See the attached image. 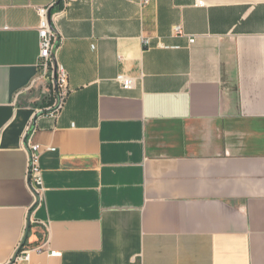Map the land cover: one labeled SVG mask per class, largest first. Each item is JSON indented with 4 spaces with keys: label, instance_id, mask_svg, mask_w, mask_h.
I'll return each mask as SVG.
<instances>
[{
    "label": "crops",
    "instance_id": "obj_1",
    "mask_svg": "<svg viewBox=\"0 0 264 264\" xmlns=\"http://www.w3.org/2000/svg\"><path fill=\"white\" fill-rule=\"evenodd\" d=\"M51 2L0 0V264H264V0H60L56 118L39 68Z\"/></svg>",
    "mask_w": 264,
    "mask_h": 264
},
{
    "label": "built area",
    "instance_id": "obj_2",
    "mask_svg": "<svg viewBox=\"0 0 264 264\" xmlns=\"http://www.w3.org/2000/svg\"><path fill=\"white\" fill-rule=\"evenodd\" d=\"M60 0H53L48 6H41L38 8L40 15V24L38 27L39 41H40V55H39V68L41 69V76L48 79L52 83L57 92L56 101L50 106V115L56 118L65 104L66 98L69 93L68 73L65 68L58 64L56 58V50L59 45V35L54 29L51 21V9L59 3ZM150 0H143L142 4L146 5ZM174 32L176 35L184 34L182 26H175ZM195 37L190 38V42L194 43ZM143 44L148 45L149 40L144 39ZM116 80L121 84L124 89H133L137 80L134 77L126 74H119ZM37 80L33 82L36 83ZM32 84V85H33ZM34 122L33 120L24 134V142L29 152L28 158V175L33 186L35 195V202L42 199L45 191L42 167H41V144L34 141ZM38 251H43L42 248H37ZM32 248L24 242L19 246L15 259L30 258ZM51 255L59 254L58 251L51 250Z\"/></svg>",
    "mask_w": 264,
    "mask_h": 264
},
{
    "label": "rangeland",
    "instance_id": "obj_3",
    "mask_svg": "<svg viewBox=\"0 0 264 264\" xmlns=\"http://www.w3.org/2000/svg\"><path fill=\"white\" fill-rule=\"evenodd\" d=\"M46 87L48 88V90H49V93H48V99H50L51 97L53 98V97H55V98H53L54 100L55 99H57V92H56V90L54 89V87H53V85H52V83H49V84H47L46 85ZM43 90H44V87H40V89H36L35 91H36V93L37 94H41L42 92H43ZM55 96H54V95ZM28 245V244H27Z\"/></svg>",
    "mask_w": 264,
    "mask_h": 264
},
{
    "label": "trees",
    "instance_id": "obj_4",
    "mask_svg": "<svg viewBox=\"0 0 264 264\" xmlns=\"http://www.w3.org/2000/svg\"><path fill=\"white\" fill-rule=\"evenodd\" d=\"M53 104V101L52 102H50V104L49 105H52ZM24 244H26L27 245V243L26 242H24Z\"/></svg>",
    "mask_w": 264,
    "mask_h": 264
},
{
    "label": "water",
    "instance_id": "obj_5",
    "mask_svg": "<svg viewBox=\"0 0 264 264\" xmlns=\"http://www.w3.org/2000/svg\"><path fill=\"white\" fill-rule=\"evenodd\" d=\"M51 17V16H50Z\"/></svg>",
    "mask_w": 264,
    "mask_h": 264
}]
</instances>
